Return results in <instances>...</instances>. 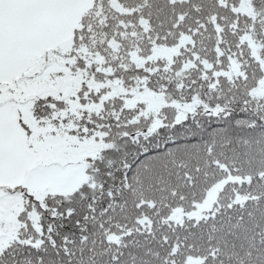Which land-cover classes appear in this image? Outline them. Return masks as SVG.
Here are the masks:
<instances>
[{
	"label": "snow or ice",
	"instance_id": "6c2138e0",
	"mask_svg": "<svg viewBox=\"0 0 264 264\" xmlns=\"http://www.w3.org/2000/svg\"><path fill=\"white\" fill-rule=\"evenodd\" d=\"M0 264H264V0H0Z\"/></svg>",
	"mask_w": 264,
	"mask_h": 264
}]
</instances>
